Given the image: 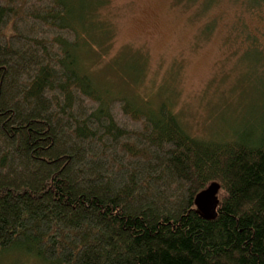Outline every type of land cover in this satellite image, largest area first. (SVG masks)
Returning <instances> with one entry per match:
<instances>
[{
	"label": "trees",
	"instance_id": "obj_1",
	"mask_svg": "<svg viewBox=\"0 0 264 264\" xmlns=\"http://www.w3.org/2000/svg\"><path fill=\"white\" fill-rule=\"evenodd\" d=\"M88 1L0 0V257L264 264V125L204 139L166 101L106 99L79 66ZM249 1L236 0L263 21ZM258 26L245 41L263 54ZM212 183L207 220L195 199Z\"/></svg>",
	"mask_w": 264,
	"mask_h": 264
},
{
	"label": "rangeland",
	"instance_id": "obj_2",
	"mask_svg": "<svg viewBox=\"0 0 264 264\" xmlns=\"http://www.w3.org/2000/svg\"><path fill=\"white\" fill-rule=\"evenodd\" d=\"M91 1L96 17L80 29L79 66L106 99L144 109L166 101L204 139L264 125V38L263 54L245 41L264 26L254 12L236 0H106L96 9ZM35 257L18 248L0 264H44Z\"/></svg>",
	"mask_w": 264,
	"mask_h": 264
},
{
	"label": "water",
	"instance_id": "obj_3",
	"mask_svg": "<svg viewBox=\"0 0 264 264\" xmlns=\"http://www.w3.org/2000/svg\"><path fill=\"white\" fill-rule=\"evenodd\" d=\"M219 189L220 185L218 183H212L207 189L196 196L195 205L207 220L216 218L218 214L217 211L220 203L218 198Z\"/></svg>",
	"mask_w": 264,
	"mask_h": 264
}]
</instances>
